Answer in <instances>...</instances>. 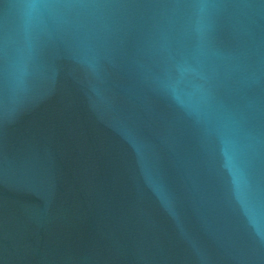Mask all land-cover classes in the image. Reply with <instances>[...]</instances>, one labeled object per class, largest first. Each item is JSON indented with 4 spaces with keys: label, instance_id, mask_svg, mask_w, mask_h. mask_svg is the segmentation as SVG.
I'll use <instances>...</instances> for the list:
<instances>
[{
    "label": "water",
    "instance_id": "obj_1",
    "mask_svg": "<svg viewBox=\"0 0 264 264\" xmlns=\"http://www.w3.org/2000/svg\"><path fill=\"white\" fill-rule=\"evenodd\" d=\"M0 264H264V0H0Z\"/></svg>",
    "mask_w": 264,
    "mask_h": 264
}]
</instances>
